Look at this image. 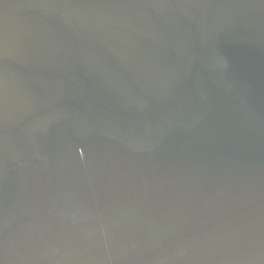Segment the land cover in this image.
Segmentation results:
<instances>
[{
  "label": "water",
  "instance_id": "95a60500",
  "mask_svg": "<svg viewBox=\"0 0 264 264\" xmlns=\"http://www.w3.org/2000/svg\"><path fill=\"white\" fill-rule=\"evenodd\" d=\"M0 264H264V0H0Z\"/></svg>",
  "mask_w": 264,
  "mask_h": 264
}]
</instances>
